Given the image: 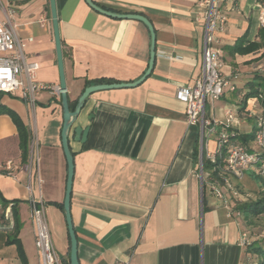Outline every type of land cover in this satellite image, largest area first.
Instances as JSON below:
<instances>
[{
    "label": "crops",
    "instance_id": "1",
    "mask_svg": "<svg viewBox=\"0 0 264 264\" xmlns=\"http://www.w3.org/2000/svg\"><path fill=\"white\" fill-rule=\"evenodd\" d=\"M93 1L107 10L147 16L155 28L156 59L140 85L91 94L76 122L90 126L84 143L70 139L75 163L71 213L80 264H252L253 253L241 243V236L255 217L243 212L242 200L233 206L214 191L206 194L212 184L205 180L204 189L195 161L200 126L188 124L186 104L179 97L180 90L192 86L202 73L205 33L195 19L202 0ZM56 4L70 105L98 79L132 82L144 74L151 41L143 22L102 14L85 0H56ZM263 6L264 0L226 2L228 21L216 32L223 71L237 89L208 101L207 115L223 123L227 112L234 110L238 123L233 128L244 135H250L256 124L248 111L263 110L255 98L244 103L243 93L256 72L264 77V56L260 58L262 49L232 55L226 48L244 34L247 40L258 39ZM10 10H14L11 17ZM0 19L19 41L33 38L23 51L28 62L39 64L37 80L59 85L50 0H0ZM259 81L264 83L263 78ZM2 102L29 130L24 159L17 126L9 115H0V195L20 200L19 238L28 262L41 264L32 195L50 216V223L46 219L55 250L70 264L65 215L52 203L63 204L68 172L61 142V95L42 91L32 105L4 94ZM220 129L219 124L206 139L210 150L215 149ZM245 144L253 145L252 140ZM6 211L13 219L11 205ZM254 226L246 227L253 237ZM7 239V234L0 237V264H22L16 245Z\"/></svg>",
    "mask_w": 264,
    "mask_h": 264
},
{
    "label": "built area",
    "instance_id": "2",
    "mask_svg": "<svg viewBox=\"0 0 264 264\" xmlns=\"http://www.w3.org/2000/svg\"><path fill=\"white\" fill-rule=\"evenodd\" d=\"M231 0H202L195 11V19L204 27L205 41L203 50V68L201 75L192 86L184 87L179 92V97L186 104L187 122L190 126H200L202 133L200 151V178L204 182L210 180L212 189L216 195L226 201L225 195L220 190L218 178L230 186L234 195L239 193L233 190V185L227 176H219L224 172L242 177L247 170H254L264 178V110L262 115L256 117L253 128L252 146L237 140H231L226 131L238 123L234 110L227 112L226 121L219 123L206 113L207 102H213L222 98L227 90L233 91L234 86L227 79L223 71V55L216 32L223 30L227 24L228 16L223 10L226 2ZM14 10H10L9 16H13ZM260 22L264 25V6L260 11ZM19 41L12 28L0 19V92L14 95L21 100L34 105L37 96L42 91H49L53 95H61L59 85L42 83L37 80L39 64L28 62L24 54L27 42ZM257 101V98H255ZM250 116L254 115L251 111ZM221 125L214 150H210L205 136L216 133ZM211 163L212 167L204 172L203 158ZM217 171V172H215ZM213 176V177H212ZM32 193L31 186H28ZM31 199V215L35 228V246L41 264H65L56 252L49 231L45 209L42 203ZM264 236V234H261ZM243 232L242 244H249L255 238Z\"/></svg>",
    "mask_w": 264,
    "mask_h": 264
},
{
    "label": "water",
    "instance_id": "3",
    "mask_svg": "<svg viewBox=\"0 0 264 264\" xmlns=\"http://www.w3.org/2000/svg\"><path fill=\"white\" fill-rule=\"evenodd\" d=\"M96 11L114 17L136 19L143 22L150 32V59L148 68L144 74L137 80L132 82H113V83H95L86 86L82 94L79 96L75 108L72 109L67 92V84L65 80L64 59L60 34V26L58 19V11L56 0H50L51 16L54 30V38L56 44L59 74H60V90L63 106V125L61 130V142L65 153L68 165L66 191L63 200V212L66 219L69 239H70V264H80L78 258V240L74 228L72 213H71V196L73 192V180L75 173L74 155L70 147V139L73 137L76 141L84 143L87 140L90 126L76 125L81 111L84 108L89 96L97 91L108 89L132 88L140 85L151 73L156 59V33L155 28L150 19L140 13H119L112 10H107L98 5L93 0H85ZM90 120V119H89Z\"/></svg>",
    "mask_w": 264,
    "mask_h": 264
},
{
    "label": "trees",
    "instance_id": "4",
    "mask_svg": "<svg viewBox=\"0 0 264 264\" xmlns=\"http://www.w3.org/2000/svg\"><path fill=\"white\" fill-rule=\"evenodd\" d=\"M227 51L235 55L236 53H239L241 55H246L250 54L252 52H256L260 49H262L260 58L264 56V25L261 26L259 32H258V39L256 40H247L246 34L243 36L239 37L236 42L228 46ZM264 79L263 76H261L258 72L254 74L253 80L248 81L244 87V93H243V100L244 103L250 98H257V101L261 104L264 110V83L259 81L262 78ZM228 79V76H227ZM229 80V79H228ZM230 81V80H229ZM95 83H113L111 79H106V78H101L96 80L95 82H92L91 84ZM232 86H234L235 91L237 89V85L235 83H231ZM4 93L0 92V115L1 114H7L11 117L15 125L17 126L19 136H20V147L22 150V155L24 159L28 158V145H29V130L19 114L13 110L12 108L8 107L7 105L3 104L2 102V96ZM76 104H71V108L74 109ZM245 106L243 107V109ZM240 108H238L236 111H238ZM262 110V111H263ZM251 111L254 112V117L262 115V112H256L254 110H249L248 113L250 114ZM226 133L230 137L231 140H237L243 143H247L249 140L253 139V132L250 135H244L240 133L237 129L231 127L229 128ZM199 148H198V143L195 148V161L197 163L199 159ZM212 167L211 163L206 159L205 155L203 158V168L204 172H207L210 170ZM217 172V171H215ZM213 177V176H212ZM204 189H205V182H204ZM205 192V191H204ZM20 203V200H14V201H9L3 198L0 195V207L6 211L7 208L11 205V211H12V216H13V222L8 226L9 231L6 233L7 234V243L8 244H15L17 247L18 255L21 260L22 264H29L27 256L25 254L22 242L19 238V233L21 231V228L23 226L20 216H19V210L17 205ZM55 205H59L60 208L63 210V204H58L57 202H52ZM242 210L245 213L251 214V216H259L261 214H264V196L259 198L258 201L254 202H244L241 204ZM248 249L249 252L254 253L257 256V261L252 263V264H264V236L263 237H257L254 241L250 242L248 244ZM69 264V263H68Z\"/></svg>",
    "mask_w": 264,
    "mask_h": 264
},
{
    "label": "rangeland",
    "instance_id": "5",
    "mask_svg": "<svg viewBox=\"0 0 264 264\" xmlns=\"http://www.w3.org/2000/svg\"><path fill=\"white\" fill-rule=\"evenodd\" d=\"M238 84H241V80H237ZM258 109H261L259 107H256L255 111H259ZM206 113H207V108H206ZM208 135L205 136V141L207 139ZM199 142H198V148H199V152L201 151V140H202V133H201V129H200V133H199ZM35 153L36 155L39 154V141L36 140L35 141ZM197 174H200V157L197 161ZM219 176H227L232 180V177H236L234 175H232L229 172H224ZM237 181H231L230 183H232L233 185V190H236L239 194L236 196L231 192L230 186L227 183H223V179L222 178H218V183L220 184V190L221 192L225 195V198L228 202L231 203V205H236V203L238 202V200H242L240 201V203H244V202H256L258 201L259 198L263 197L264 195V178L260 175H258L255 171L252 170H247L244 175L242 177H240L238 179V177H236ZM211 193L213 194V189L211 185H207L206 187V194L208 196L211 195ZM214 195H216L214 193ZM220 199V198H218ZM221 200V199H220ZM224 201V199H223ZM47 214V213H46ZM255 218H252V220L255 223H247L245 224L246 226H244V229L246 230L245 233H247L249 236H251L250 233V229L246 228V227H251L253 224H255L254 227H256L254 230L251 229L252 234H254V238L257 237H263L261 234H264V214L259 215V217L254 216ZM48 218V222L50 223V216L49 214H47ZM13 222V219H11L7 213V211H4L1 207H0V237L6 235V233L9 231V228L7 225L11 224ZM244 225V223H243ZM253 236V235H252ZM255 240V239H254ZM253 240V241H254ZM249 245L246 244V247H248ZM36 247V246H35ZM37 250V249H36ZM56 252L61 255L60 250H56ZM31 253L33 255V257H35V260H37V254L35 253V251L31 250ZM251 255V254H250ZM252 259H250L249 261L254 263L257 261V256L253 253ZM34 264H38L37 261L34 262Z\"/></svg>",
    "mask_w": 264,
    "mask_h": 264
}]
</instances>
